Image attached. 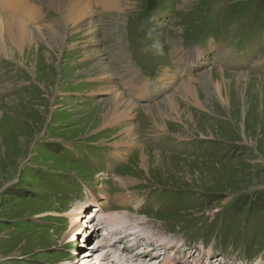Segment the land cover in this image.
<instances>
[{"label": "rangeland", "instance_id": "374dc122", "mask_svg": "<svg viewBox=\"0 0 264 264\" xmlns=\"http://www.w3.org/2000/svg\"><path fill=\"white\" fill-rule=\"evenodd\" d=\"M85 16L73 38L56 26L49 72L0 55V264H264V0L95 1ZM123 101L127 126L105 127ZM124 216L143 240L108 234Z\"/></svg>", "mask_w": 264, "mask_h": 264}, {"label": "bare ground", "instance_id": "6f19581e", "mask_svg": "<svg viewBox=\"0 0 264 264\" xmlns=\"http://www.w3.org/2000/svg\"><path fill=\"white\" fill-rule=\"evenodd\" d=\"M95 1H97L99 3H103V2L109 3V0H0V55H2V53H4L6 56H8L9 55L8 50L10 52L15 50L16 54H14V60L20 61V67L23 68L30 75H31V73L33 74V73L37 72L40 69V67H39L40 64L43 63L42 60L45 57L50 62L51 61L54 62V60H55V57L57 55L58 45L60 44V41L62 40V34H63L61 31H59L58 27L63 26L64 29L62 31L66 32L68 34H71L70 36H71V38H73L76 35V32L80 29V25H81L82 21L84 20V18L86 17L85 16L86 12L92 7V5ZM42 8L43 9L48 8L49 10H53L55 12V14L60 17V20L53 19L51 22L44 24L45 14H44V11L42 10ZM55 23H57V24L54 25ZM56 26H58V27H56ZM44 28H46L47 31H49L52 35L48 37L46 35V31ZM12 56H13V54H12ZM2 66L4 67L5 64L3 63ZM48 68H50V67H48ZM48 68H46L45 64H44V65H41L40 70L48 71L49 70ZM42 87H44V85ZM45 87H48V85ZM12 89H13V85L6 86V88L1 93H7L8 91L10 92ZM15 90H16V88H15ZM187 93H189L191 95V97L194 99V103L190 104V105H192V107L197 108V109H203L204 108V105H206V104L201 103V101L197 100V98H195L194 94H192L191 91L188 90V88H187ZM0 102H3V100H1ZM239 104H240L239 102L234 103L233 101H231V102H225L222 105L227 110L231 109V112L229 114L230 117H234V116L236 117L238 115V113H236V112L233 113L232 108L233 107L238 108V106H240ZM257 104H259V103H256L255 106H260ZM246 106H248V105H247V102L245 100L243 102L242 108L246 109ZM171 109L173 112H177V108L173 104H172ZM120 110H123V111H121V115L118 113V112H120ZM131 110H132L131 105L126 104V102H124L122 105H120L119 103H114L107 110V112L105 114V119H104L105 127H112L116 123H118V125L120 124V126H121L120 128L123 129L125 126H127V124H125L124 121L126 120V117H130ZM260 111H261V109H260ZM191 112H192V110H191ZM223 114H225V113H223ZM183 118H184V116H183ZM209 131H210V129H209ZM165 138H167V136ZM158 156L160 157V156H162V154H158ZM164 156L170 158V156H174V155L165 154ZM189 157L191 158V156H189ZM183 162H184V160H183ZM120 198L124 199L123 196H120ZM83 212H84L83 208H81L78 211V213H76L77 214L76 218L72 221L71 233H70V235H72V240H77L76 232H77V229L79 228V226H77L78 220H79V218ZM96 216H97V214H95V213L89 214V219L90 220L95 219ZM121 219H122V222H120ZM129 223L130 222H128V220L125 218V216L122 218H119V217L118 218H110L109 223H108L109 226H107V231L109 232L108 234H110V236L113 238L114 237L118 238V239L121 238V235L119 234L120 232H117L116 230L112 229V228H114L115 224H121V225H124V228H129V231H126L125 237H123V239L126 238V240H127L129 238L131 239V238L135 237V240H139V241L143 240V237H141L138 233L140 231L136 230V228L132 224H130L131 226L128 225ZM147 224H149V223H147ZM148 228H149V226H148ZM145 235H146V238H150L149 240H146V241H148V243L150 245L153 246V243L155 244L157 242V239L151 240V237H149V236H152L155 238V237H157L156 235H151V234H147V233ZM146 238H144V239H146ZM131 243H133V242H131ZM159 243L160 242H157V244H159ZM166 244H167V242H165V245ZM147 246H149V245H147ZM147 246L144 245L145 249H143V251H147V248H148ZM126 249L128 251L129 250L131 251L130 246L126 247ZM125 252L128 254L127 251H125ZM127 256H129V255H126V257H124V258H115L114 259L115 262H113V263L114 264H148V263H151L153 261L151 259L152 256L149 254H144V255L139 256V257H136V256L127 257ZM145 256H147V257H145ZM135 258H138V259H135ZM145 258H147V259H145Z\"/></svg>", "mask_w": 264, "mask_h": 264}, {"label": "clouds", "instance_id": "9594fccd", "mask_svg": "<svg viewBox=\"0 0 264 264\" xmlns=\"http://www.w3.org/2000/svg\"><path fill=\"white\" fill-rule=\"evenodd\" d=\"M153 48L156 49V52H157L158 54H163V53H162V50L159 48L158 45H153Z\"/></svg>", "mask_w": 264, "mask_h": 264}]
</instances>
